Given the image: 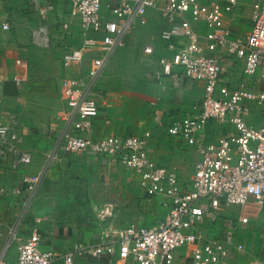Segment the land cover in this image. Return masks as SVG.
Returning <instances> with one entry per match:
<instances>
[{
	"label": "crops",
	"instance_id": "1",
	"mask_svg": "<svg viewBox=\"0 0 264 264\" xmlns=\"http://www.w3.org/2000/svg\"><path fill=\"white\" fill-rule=\"evenodd\" d=\"M122 1L104 0L102 17L111 18L106 4L116 6ZM166 1L155 0V7L134 17L123 37L124 45L105 59L92 90L100 107L92 137H125L149 131L150 159L174 171L187 191L200 157L198 149L215 144L221 131L209 121L192 142L167 133L173 119L195 114L204 89L202 82L180 74L155 76L161 72L159 59L181 44L177 39L167 42L160 37L167 28L160 15ZM72 2L0 0V124L16 121L19 132L15 143L0 147V258L6 264H16L19 244L32 233L39 236L42 250L55 254L52 264H65L67 254L72 255L71 264H106V255L92 252L102 227H151L166 213L163 198L148 196L138 176L123 165L103 156L75 157L61 148L65 129L61 115L68 109L61 80L80 78L87 82L91 61L104 57L98 48L89 47L79 65L63 67L64 54L80 48L86 38L98 42L102 38L101 33L83 32ZM204 2L213 7L225 1ZM48 5L51 8L41 12ZM252 5L251 0H237L233 13H222L224 25L234 36L244 38L250 32ZM4 24L8 29H2ZM191 28L205 45L206 25L192 23ZM147 45L153 47L151 54L144 51ZM123 55L126 60L120 58ZM205 55L221 56V85L235 89L243 84L254 94L264 93L259 73L246 76L242 60L227 55L225 50L205 51ZM121 65H133L137 70L123 78L117 71ZM263 105L251 104L248 125L264 123ZM19 154H28L30 162L20 163ZM29 175L41 178L32 192L22 182ZM205 208L197 227L201 242L221 240L241 246L233 250L226 264H264V205L251 199L243 206L223 204L214 210L205 203ZM191 249H177L175 264H189ZM113 260L115 264H134L131 258Z\"/></svg>",
	"mask_w": 264,
	"mask_h": 264
},
{
	"label": "built area",
	"instance_id": "2",
	"mask_svg": "<svg viewBox=\"0 0 264 264\" xmlns=\"http://www.w3.org/2000/svg\"><path fill=\"white\" fill-rule=\"evenodd\" d=\"M205 0H167L160 8V15L167 28L161 33L163 41L179 40L181 43L169 56L159 59L161 73L203 83V98L195 107V114L175 118L167 133L192 142L202 133L204 125L214 121L221 131L215 144L200 147V155L194 167L190 189L184 191L174 171L156 165L148 155L151 138L149 131L125 137L99 135L92 137L94 120L100 107L92 97V90L100 77L105 59L117 47L124 45L123 37L134 17L144 14L147 8L155 7V0H123L121 4H106L111 18L102 17L104 0H73L83 32L101 33L100 42L86 38L83 45L62 58L65 68L79 65L89 47L98 48L104 57L94 58L88 69V81L80 78H63L61 93L67 110L61 115L65 123L61 148L75 157L85 154L103 156L123 165L138 176L139 185L148 196L160 195L164 218L151 227L130 225L124 228L102 227L97 242L92 248L95 255L108 257L106 264H115L114 258H131L134 264H175V251L191 246L189 264H226L233 250L221 240L201 242L197 232L206 212L205 203L216 210L221 205L243 206L252 199L264 205V123L254 127L246 120L248 102L264 104V93L254 94L241 84L235 89L221 85L223 67L221 56H206L205 51L225 50L227 55L243 61V73L253 76L259 73L264 81V2L252 5L253 25L244 38L234 36L222 19V13H233L237 0H224L222 6L209 7ZM51 8L46 6L41 12ZM180 19V20H179ZM192 23H204L208 32L206 44ZM66 25H63L65 28ZM8 29V25H2ZM153 47L147 45L145 53ZM17 122L0 124V147H8L18 140ZM87 134L86 137L80 134ZM18 160L28 164V154H19ZM39 176L29 175L22 179L26 190L32 192ZM241 221L245 222L246 219ZM52 251L42 250L40 238L32 233L18 246L16 264H52ZM64 263H72V255L64 256ZM0 264H6L0 258Z\"/></svg>",
	"mask_w": 264,
	"mask_h": 264
},
{
	"label": "rangeland",
	"instance_id": "3",
	"mask_svg": "<svg viewBox=\"0 0 264 264\" xmlns=\"http://www.w3.org/2000/svg\"><path fill=\"white\" fill-rule=\"evenodd\" d=\"M257 1H263V2H264V0H251V3L253 4V3L257 2ZM120 58L123 59V60H126L125 55L121 56ZM136 70H137V68H135L133 65H131V66H128V65H121L120 67L117 68L118 73H119V74L121 75V77H123V78H127V77H129V76H133V72L136 71ZM140 86H141V85H140ZM141 87H142V86H141ZM260 92H262V91H260ZM251 104L254 105V106H256V107H258L256 101H249V102H248V105H247V108H251V107H250ZM254 106H252V107L254 108ZM261 110H262V111L264 110V105L261 106ZM263 112H264V111H263ZM246 120H247V117H246Z\"/></svg>",
	"mask_w": 264,
	"mask_h": 264
}]
</instances>
